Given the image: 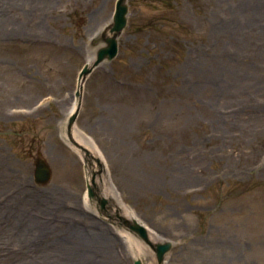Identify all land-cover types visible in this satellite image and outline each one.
I'll list each match as a JSON object with an SVG mask.
<instances>
[{
  "label": "rangeland",
  "instance_id": "374dc122",
  "mask_svg": "<svg viewBox=\"0 0 264 264\" xmlns=\"http://www.w3.org/2000/svg\"><path fill=\"white\" fill-rule=\"evenodd\" d=\"M115 1L0 0V264H158L86 198L62 138ZM126 3L76 128L152 242L171 243L162 264H264V0Z\"/></svg>",
  "mask_w": 264,
  "mask_h": 264
},
{
  "label": "water",
  "instance_id": "95a60500",
  "mask_svg": "<svg viewBox=\"0 0 264 264\" xmlns=\"http://www.w3.org/2000/svg\"><path fill=\"white\" fill-rule=\"evenodd\" d=\"M127 11H128V7L126 4V0H116L115 10L112 15V22L106 28V31L102 34V40L104 42V46L100 47L96 51L95 60L91 68L85 65L84 68L80 72L78 88L75 94L76 97L79 99V102H80L81 91H82V83L84 82L85 77L91 71V69L96 67L98 64H100L104 60L111 61L116 56L118 52L117 37L121 33V31L124 29V27L126 26ZM106 32L109 35L105 36ZM79 105L80 104H78L76 112L68 118L67 131H66L69 141L75 146H78V144L73 140L71 136V128L74 125L75 119L77 117ZM98 163H99V160H98ZM50 177H51L50 167L45 162V160L41 158L40 155H38L34 160V172H33L34 182L39 185H44L50 180ZM92 184H93V188L90 185H87V195L89 198L96 196L98 203L101 205L102 208H104L108 200L105 197H102V196L100 197L97 195L98 192L95 190L94 180L92 181ZM122 222L127 227L129 232L133 233L138 239H140L142 242L147 244L155 252L157 263L162 264L165 254L171 248V243L170 242H164V243L152 242L145 227L142 226L140 223H138L136 220H129V219L127 220L123 218ZM133 264H142V261L137 259L134 261Z\"/></svg>",
  "mask_w": 264,
  "mask_h": 264
},
{
  "label": "bare ground",
  "instance_id": "6f19581e",
  "mask_svg": "<svg viewBox=\"0 0 264 264\" xmlns=\"http://www.w3.org/2000/svg\"><path fill=\"white\" fill-rule=\"evenodd\" d=\"M78 99L75 97L72 103V106L70 107L68 111V116L73 114L77 107ZM65 133V134H64ZM66 131H62V138L64 141L77 153V156H79V159L81 160L83 167H84V174H85V181L88 185H90L94 179L95 183V190H97L99 193H101L102 196L105 198H108L111 202L113 201L117 206V210L119 214L122 216H125L128 219H137L135 213L125 206L123 203L119 201L117 193L112 189L111 186H109V181L106 175V172L104 171V166L102 164V167L98 163V160L103 163L102 156L98 152L97 148L93 143H91L88 138L80 132L78 128H76L75 125L71 128V136L73 140L78 144V146L73 145L71 142L68 141L66 137ZM97 163V164H96ZM101 170L98 173V171ZM86 199V198H85ZM138 220V219H137ZM139 221V220H138ZM150 231V230H148ZM65 233V232H64ZM81 234H84L83 232ZM150 238L152 240H155L156 237L152 236L149 232ZM94 236V234H92ZM96 239V238H93ZM132 245H135L134 242L131 243ZM138 254V252H137ZM111 255L110 253L106 254Z\"/></svg>",
  "mask_w": 264,
  "mask_h": 264
}]
</instances>
